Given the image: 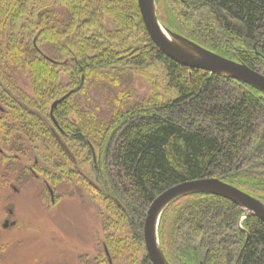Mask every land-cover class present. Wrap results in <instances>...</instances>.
Instances as JSON below:
<instances>
[{"label":"trees","instance_id":"trees-1","mask_svg":"<svg viewBox=\"0 0 264 264\" xmlns=\"http://www.w3.org/2000/svg\"><path fill=\"white\" fill-rule=\"evenodd\" d=\"M159 1L173 20L168 24L157 12L167 29L264 76V0H167L174 15ZM155 62L175 97L116 109L110 120L88 107L85 87L118 86L115 73ZM68 93L50 115L53 102ZM51 117L66 122L69 140L79 146L76 160L83 156L86 163L92 147L101 190L71 168L48 126ZM0 141L8 154L39 152L36 171L53 189L68 182L96 192L117 232L127 226L141 242L152 201L181 183L214 178L264 202V94L167 55L146 32L136 0H0ZM243 214L215 195L175 200L158 226L166 261L264 264V223L251 216L240 229ZM141 264H150L147 256Z\"/></svg>","mask_w":264,"mask_h":264},{"label":"rangeland","instance_id":"rangeland-1","mask_svg":"<svg viewBox=\"0 0 264 264\" xmlns=\"http://www.w3.org/2000/svg\"><path fill=\"white\" fill-rule=\"evenodd\" d=\"M159 3L154 0L156 16L158 12L164 22L173 24V20L166 17L160 1ZM163 5L172 15L178 11L167 0L163 1ZM181 8L182 6L178 7V9ZM192 17L197 21H207L205 17L198 18L195 14ZM215 17L221 26L219 16L215 14ZM159 23L167 29L163 23ZM186 24L193 27L190 21H186ZM253 49L255 50V48ZM255 55L258 53L255 52ZM61 78L64 83H67L68 73L66 71L61 73ZM116 78L121 83L115 87L98 82H95L90 88L85 87L89 99L84 98V100L88 107L104 120H110L112 112L116 109L126 111L134 108V106L145 104L151 98L162 103L175 97L174 92L167 86L164 67L160 63L155 62L148 65L144 70L115 73L114 79ZM18 79L19 87L31 95L27 79L20 77ZM78 96L80 97V95ZM81 99L83 100V96ZM69 121L76 122L74 117H71ZM55 122L63 132L59 133L51 121L48 126L58 135L68 150L70 155L68 157L72 161L71 168L78 170V173L93 191L94 189L101 190V182L93 172L95 161L92 153H90V159L86 163H84L83 156L76 160L72 151L78 152L79 146L69 140L65 131L66 122L64 123L62 120H55ZM0 151V223L5 216L4 206L9 202H14L15 206L17 205L16 218L21 222V230L15 241L9 234L2 236L4 243L5 241L8 242L9 239L11 240L8 242V251L13 253L11 249L17 247L18 261L14 264L142 263L146 256L143 235L141 242L135 237L131 228L124 225L121 233H118L117 228L114 227L116 221L94 197L97 195L96 192L89 190L85 185L79 186L64 182L58 185L56 190L54 189L55 203L51 204L50 195L44 184L48 179L36 171L37 167H35L37 179L22 171L29 166H34V158L37 159L38 164L39 152L27 151L25 156L18 158V161L13 160L15 163L10 160L12 163L10 165L3 161L2 155L6 154L3 151L1 141ZM49 151V153L59 157L55 150L50 149ZM7 168L9 169L8 173ZM20 172H24L22 179L18 175ZM10 184L19 190L17 194L10 191ZM241 218L238 221L240 229L244 221ZM4 263L0 262V264Z\"/></svg>","mask_w":264,"mask_h":264},{"label":"water","instance_id":"water-1","mask_svg":"<svg viewBox=\"0 0 264 264\" xmlns=\"http://www.w3.org/2000/svg\"><path fill=\"white\" fill-rule=\"evenodd\" d=\"M136 2L146 32L152 41L167 55L190 67L251 86L264 94L263 75L242 63L225 59L165 29L157 19L154 0H136ZM161 26L170 38L162 33ZM68 95L69 93L53 102L50 115L56 105ZM51 120L54 122L53 117H51ZM56 140L67 153V149L60 139L56 137ZM90 150L95 161L92 147H90ZM201 193L222 197L239 206L244 212L241 220L254 216L264 223V203L221 180L209 178L178 184L157 196L145 214L142 235L146 256L150 264H168L158 241V226L164 210L181 197Z\"/></svg>","mask_w":264,"mask_h":264},{"label":"flooded vegetation","instance_id":"flooded-vegetation-1","mask_svg":"<svg viewBox=\"0 0 264 264\" xmlns=\"http://www.w3.org/2000/svg\"><path fill=\"white\" fill-rule=\"evenodd\" d=\"M52 123L56 127V129L58 130L59 133L63 132L57 126L56 122L52 121ZM51 131H52V134L55 138L56 137L59 138L58 135L55 132H53V130H51ZM31 152H33V151H31ZM4 153L6 154V155H4V154L2 155L4 163H6V161L9 162L10 160L18 161V158L20 157V156H17L15 154L13 155V154H8L6 152H4ZM9 156L12 157V159H10ZM67 156H70V155L67 154ZM33 165H34L33 167L29 166L25 170H22V171L31 174L35 179H37L38 176L35 172V167L37 166V159L36 158H34V160H33ZM8 172H9V169L7 168V173ZM24 172H22V173H24ZM22 173L20 172L18 174L21 177L20 179L23 178ZM17 179H18V176H17ZM15 182H17V181H15ZM44 184L46 185V189L50 195V202H51V204H54L55 203L54 189L49 184H46L45 182H44ZM9 188H10V191H12L15 194H17L19 192V190L13 184H10ZM4 210H5V216L3 217V219L1 220V223H0V262H5L4 264H14L18 261V254H17V250H16L17 247L16 246L14 247V249L16 251L14 249H11L13 251V253L10 250L8 251V248H7V246L9 245L8 242H11V240L9 239L8 242L5 241V243H4V242H2V236H3V234H9L10 236H12L13 240L15 241L17 236H19V233L21 230V222L19 221V219L16 218L17 213H15V212H16V210H18V207H17V205L15 206L14 202L13 203L12 202L6 203L4 206ZM51 240H53V239H51Z\"/></svg>","mask_w":264,"mask_h":264},{"label":"bare ground","instance_id":"bare-ground-1","mask_svg":"<svg viewBox=\"0 0 264 264\" xmlns=\"http://www.w3.org/2000/svg\"><path fill=\"white\" fill-rule=\"evenodd\" d=\"M161 31H162L163 34H165L167 37H169L162 26H161Z\"/></svg>","mask_w":264,"mask_h":264}]
</instances>
